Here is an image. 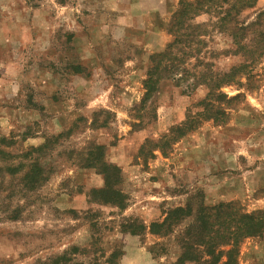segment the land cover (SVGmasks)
I'll return each instance as SVG.
<instances>
[{
  "label": "rangeland",
  "instance_id": "obj_1",
  "mask_svg": "<svg viewBox=\"0 0 264 264\" xmlns=\"http://www.w3.org/2000/svg\"><path fill=\"white\" fill-rule=\"evenodd\" d=\"M73 1L78 0H0V264H121L125 244L140 242L154 264H179L183 246L210 243L188 236L195 223L201 228L200 219L181 216L186 208L172 221V232L166 225L153 234L150 225L187 204L199 214L204 208L214 213L222 203L221 220L231 226L235 213L255 214L263 223L264 0L241 7L234 29L220 28L219 7L208 3L210 12L194 20L208 32L207 46L196 54L205 64L185 58L176 75L155 77L160 90L137 106L122 102H131L125 88L139 78L129 76L121 60L143 55L133 46L105 47L99 61L110 68L81 65L88 50L74 45L76 10L61 6ZM170 20L168 43L174 38ZM50 33L54 41L45 52L33 40ZM167 44L146 59L145 71L159 64L157 53ZM246 64L214 90L222 96H209L210 86L196 80L200 72L224 73ZM96 96L99 101L90 103ZM191 122L196 128L182 137L181 129L172 131ZM98 144L107 161L122 165L121 180L112 187L121 191L125 207L102 202L118 196L99 192L105 181L88 155ZM213 217L208 224L220 221ZM141 224L145 230L135 237L122 230ZM230 236L223 247L236 245L238 264H264V232L237 241ZM214 243L222 245L220 239ZM141 256L133 254V261Z\"/></svg>",
  "mask_w": 264,
  "mask_h": 264
},
{
  "label": "trees",
  "instance_id": "obj_2",
  "mask_svg": "<svg viewBox=\"0 0 264 264\" xmlns=\"http://www.w3.org/2000/svg\"><path fill=\"white\" fill-rule=\"evenodd\" d=\"M211 2H214V4L216 3V6L219 7L218 9H215V15L217 19L216 23L218 22L217 25L220 28L227 27L229 29H234L237 27L238 23L236 21V15L241 7L253 8L256 4L255 0H247L246 4H241V0H181L179 3V7L174 12L172 19L170 20V26L168 29L169 33L172 34L174 38L170 43L167 44L166 49H164L160 53H157V55L161 56L162 58L160 59L159 64L155 67L151 66V68L147 70V78L144 80V87L146 89V92L142 103H144L146 98H148L150 95L160 90L159 84L155 77L159 80L169 76L170 74L176 75L181 70L180 67H182L185 58H194L197 61V65H200L201 63L205 64L200 60V58H198L196 54H200V51H202L201 48L207 46L204 37L208 34V32H206L205 30L202 32L201 28H203V25L194 22V20L202 13L210 12L211 9L208 10L207 4ZM231 21H233L234 23H230ZM227 22L229 23L227 24ZM232 38L234 43L238 44L235 34H233ZM174 50H176V52H174ZM152 57L154 58L155 54H152L150 58L152 59ZM166 58L171 59V62L169 64L163 65L162 62ZM246 67L247 64L234 65L230 68V70L224 73L212 72L211 74H209L208 72H200L201 74L199 73V76L196 78V80L200 84L204 83L210 86L211 90L209 91V96H222L223 93L221 94L220 92H214V90L218 89L223 84L229 83V81H231V76L236 75L239 71H241V68L244 69ZM182 71L186 74V70ZM208 75H210V77H208ZM192 124H194V122H191V126L186 124L173 126L172 131L181 129V131L177 132H179L178 134L182 137L196 128L192 127ZM186 126L187 129L183 128ZM88 155L89 159L91 160L89 161V165L100 170L99 173L103 175L105 181L104 187L98 188L99 192H106V190H109L110 192L115 193L118 196L117 198L106 196V198H104L102 202L105 204H115L120 208L125 207V204L119 201L122 196L121 191H119L118 188L114 189L112 187V184H115L121 180V177H119L121 168L117 164L109 162L104 158V146L101 144H98L96 149L91 150ZM36 166L37 164L32 165L33 169L35 168V171L38 169V167ZM190 205L191 204H187V207L185 208H175L169 211L168 215L162 222H158L159 224L155 223L150 225V230L153 234H160V231L156 230V228L160 229L165 227L166 225H168L170 232H172V221L174 219L179 221L181 218L179 214L185 211L186 208H188V211L181 216H187L191 219L193 218L195 219V221L196 218L200 219L201 228H199V226L195 223L196 225L194 224L192 225V227H190L191 230L187 229L188 236H190L191 241H193L192 238L196 236L197 238H201L202 236L205 238V240L210 241V243L206 246V243L205 245H202L201 243L189 242L187 246H183L184 250L181 255L182 258L179 260V264H184L187 261L196 262L200 261L201 259H203L204 264H206L205 261L209 260V257L213 260L209 262V264H238L236 254H238L239 249L236 247V245L231 244L232 247L228 250H225L223 247V243H230V235H233V237L236 236L235 239L237 241L239 237L246 238L250 236H257L264 232V222L261 223V221L256 218L255 214L244 213L238 217V214L235 213V220L229 218L231 222L235 221V224L231 226L229 223L224 224V222L221 220L220 210L222 207V203L216 206V211L214 213L209 212L206 210V208H204V210L199 211V214H196L198 213L197 211L193 209L191 210L189 208ZM212 215L214 216V220H216L218 217L220 218V221H218L217 224L207 223V220L210 219ZM170 218L171 220L169 221ZM139 227L140 229H138ZM230 227L235 229V231L230 232ZM122 230H128L131 234H138L139 232H141L140 230H145V225H130L128 227H124V229L122 228ZM218 239L221 240L222 244L220 248L217 247V245L214 243ZM202 243H204V241H202ZM191 250L196 252H192ZM203 252L207 255L205 256L204 254H202L203 256H200V254ZM121 254L122 253L119 252L117 258L121 257ZM224 255L225 259L223 260ZM56 264H63V262Z\"/></svg>",
  "mask_w": 264,
  "mask_h": 264
},
{
  "label": "crops",
  "instance_id": "obj_3",
  "mask_svg": "<svg viewBox=\"0 0 264 264\" xmlns=\"http://www.w3.org/2000/svg\"><path fill=\"white\" fill-rule=\"evenodd\" d=\"M179 1L78 0L77 2L73 1L71 4L61 6L65 9L72 7V9L74 8L76 10V20L74 21L76 35L74 45L81 49V52L83 48L88 50L87 57L82 56L81 65L87 67L89 70H94L95 67L110 68L109 64L100 63L99 59H101L102 54L101 52L99 53V49L114 47L123 50V46L128 45V47L133 46L141 52L140 55H143L142 60L139 59L138 53L135 56L125 55L121 60V64L128 67L130 72L129 76L134 74L139 78V80H135L134 83L129 84L125 88L126 91H130L133 95L131 102H125L126 98H123L122 102L124 101L125 105L137 106L142 104L145 96L143 83L147 71H145L144 63L147 58L155 52L162 50L170 41L171 37L167 32V25L171 15L178 7ZM80 11H82V15L78 14ZM85 16H88V18ZM81 33L87 36L85 40L80 38ZM33 41L43 44L45 52H49L54 41V34L50 33L43 38L39 37ZM83 44H86L87 47H84ZM117 55L121 56L122 53H118ZM114 57L117 56L114 54L108 56V61L110 63L114 62ZM140 60L141 63H139ZM47 67V65L44 66L45 69ZM85 78L88 80L90 77L87 75ZM110 88L107 87L103 90L106 91ZM96 100L99 101L97 96L91 98L89 102L95 103ZM117 165L122 167L119 163ZM129 234L135 237L134 234ZM124 248L125 254L121 259V264H154V261L157 262L151 253L149 254L146 243H128L125 244ZM135 253H140L143 256L138 261H133L132 255Z\"/></svg>",
  "mask_w": 264,
  "mask_h": 264
}]
</instances>
